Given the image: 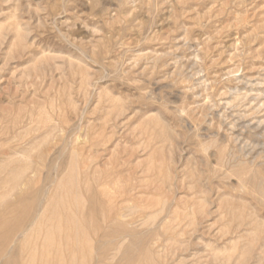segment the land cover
<instances>
[{"label": "rangeland", "instance_id": "1", "mask_svg": "<svg viewBox=\"0 0 264 264\" xmlns=\"http://www.w3.org/2000/svg\"><path fill=\"white\" fill-rule=\"evenodd\" d=\"M26 161L31 216L87 220L50 264H264V0H0V216L34 229L0 264L47 256L51 210L8 209Z\"/></svg>", "mask_w": 264, "mask_h": 264}, {"label": "bare ground", "instance_id": "2", "mask_svg": "<svg viewBox=\"0 0 264 264\" xmlns=\"http://www.w3.org/2000/svg\"><path fill=\"white\" fill-rule=\"evenodd\" d=\"M24 117V116H23ZM37 120V119H36ZM14 122V121H13ZM38 122V121H37ZM13 124V123H12ZM15 127H16V125H15ZM19 128V127H18ZM30 132H32V130H30ZM22 133V132H21ZM38 133V132H37ZM68 133V132H67ZM4 135V134H3ZM18 135V134H17ZM53 135V134H52ZM73 135V134H72ZM76 138V137H75ZM19 140L21 139L20 137L18 138ZM66 139V138H65ZM77 140V139H76ZM2 143H4V142H2ZM2 143H1V145H2ZM70 144V143H69ZM64 145H66V144H64ZM66 147V146H65ZM65 150V149H64ZM72 152H74V151H72ZM59 153V152H58ZM71 153V152H70ZM18 153H14L12 156H16ZM64 154V152L63 153H60V155L58 156V159L60 160V157H61V155H63ZM73 155H75V153H72ZM71 154V155H72ZM77 154V153H76ZM28 154L27 153H23V155H21L22 157H26L25 159L26 160H28V156H27ZM19 158V157H18ZM73 158L74 157H72V160H73ZM7 159V158H6ZM16 160H19V159H16V158H14L13 160H12V157H11V159L10 160H8V162H10V164L12 163V162H14V161H16ZM21 160V159H20ZM75 160V159H74ZM7 161V160H6ZM29 161V160H28ZM28 161H26L25 163V166L23 167V169H18V167H17V169L15 168V166L13 167L12 165V167L13 168H11V170L9 171L8 169L6 170L7 172L6 173H8L7 175H9L10 176V178H11V180H13V181H10L11 183H9V184H11L10 185V192L9 193H11V195L12 196H14V200L10 203V205H9V207H8V209L10 208L11 209V212H17V211H22V210H24V213L25 214H27V217L29 216V221H28V223L31 225V226H34V225H36V224H42V222L44 223V220L45 219H43V213L45 212V209H49V211L51 210V212H52V214H50L51 215V217H46V215H45V217H46V219H48V221H52V219L54 220V223L52 224L53 225V228H50L49 230H46L45 231V233L44 234H40V235H43V237H42V239H43V242L41 243L44 247H43V253H45V254H47V253H49L47 250L49 249V251L50 252H52V250H53V252L57 249V248H55V250L54 249H52L51 247L53 246L54 247V244H56V245H58V244H62V241H65L66 243V245L68 246V249H69V246H71L72 247V249H76V248H78V244L80 245V243L81 242H83L84 241V239H83V236L86 234H84L83 235V233L81 234L80 233V229L82 228V222H85V221H87V220H84L83 218H82V215H81V218L82 219H80V215L78 216L77 214H71L70 216H67L66 214H68L69 212H66L67 210H65V208H64V206H66L67 207V203H66V205H65V203L63 204V198H61V197H56L58 200L56 201V203H55V201L53 202V204H51L49 201L47 202V203H45V205L46 206H44L43 205V207L44 208H42V210L39 208V211H38V209H37V211H38V213H36L35 215H33V216H31L32 214H31V211H32V209H33V205L35 204V202H36V197L35 198H33L32 200H31V198H29L28 199V197L27 196H29V195H32L33 193L35 194L34 196H36V195H39V194H41V195H43V196H45L47 193H48V191H50V187H48V188H45V186L43 187V188H40V189H35L34 187H33V184H34V181H35V179L36 178H38L37 176H38V169L36 170V169H33L32 168V166H31V163L30 162H28ZM17 162V161H16ZM22 162V161H21ZM57 162V161H56ZM72 162V161H71ZM22 163H24V162H22ZM75 163V162H74ZM77 163V162H76ZM14 164V163H13ZM38 164V163H37ZM41 164V163H40ZM78 164V163H77ZM17 166V165H16ZM39 166V165H38ZM74 166V165H73ZM55 167V166H54ZM22 168V167H21ZM57 168V167H56ZM51 169V168H50ZM71 169V168H70ZM74 170H75V167H74ZM76 170H78L77 168H76ZM51 171H52V169H51ZM57 171V170H56ZM48 172V171H47ZM53 172V171H52ZM51 172V173H52ZM72 172H73V170H72ZM26 173H28V174H30V175H28L27 176V174ZM49 174V173H48ZM59 174V173H58ZM73 175V174H72ZM48 176V175H47ZM49 176H51V174L49 175ZM54 176V175H53ZM68 177H70L69 175H67ZM7 177V176H6ZM59 177V176H58ZM61 177V176H60ZM5 178V177H4ZM70 178H73V182L75 181V177L73 176V177H70ZM6 179V178H5ZM48 179H49V177H48ZM60 179H62V178H59V180ZM7 180H10V179H7ZM51 180L53 181V178H51ZM55 180V179H54ZM56 181V180H55ZM55 181H53V182H55ZM67 181H69V180H67ZM72 181V180H71ZM52 182V183H53ZM62 180L61 181H58V183H56L57 185H56V187H55V191H53L54 193H57L58 192V190L59 191H61L60 189L63 187H61V185H62ZM90 182H91V180H90ZM89 182V183H90ZM7 183H8V181H7ZM67 183V182H66ZM87 183V182H86ZM9 184H8V186H9ZM68 184H70V183H68ZM72 184V183H71ZM77 184V183H76ZM67 185V184H66ZM66 185H65V188H66ZM73 185V184H72ZM55 186V185H54ZM101 186V185H100ZM53 187V186H52ZM61 187V188H60ZM64 187L62 188V190L63 189H65ZM89 188V187H88ZM88 188H87V190H88ZM53 190V189H52ZM66 190V189H65ZM75 190V189H74ZM68 191H70L69 189L68 190H66V192H68ZM70 193V192H69ZM49 194V193H48ZM51 195H53V194H51ZM56 195V194H55ZM40 197V196H39ZM53 197H55L54 195H53ZM92 197V196H91ZM45 198V197H44ZM65 198V197H64ZM77 198V197H76ZM78 200V199H77ZM95 200V199H94ZM51 201V200H50ZM65 201H68V204H69V200L68 199H65ZM97 201V200H96ZM49 203H50V205H49ZM94 203V202H93ZM38 204H39V202H38ZM41 204V203H40ZM70 205V204H69ZM75 208H79L80 207V205H79V202L78 203H76L75 202ZM38 206V205H37ZM70 208V207H69ZM68 208V209H69ZM7 210V209H6ZM5 210V211H6ZM63 210H65L64 212H66V213H64L63 214ZM77 210V209H76ZM49 211H48V213H49ZM93 211V210H92ZM72 212V211H71ZM73 212H75V211H73ZM81 212V211H80ZM21 213V212H20ZM23 213V212H22ZM21 213V214H22ZM77 213V212H76ZM10 214H12V213H10ZM14 214V213H13ZM24 214V215H25ZM34 214V213H33ZM79 214V213H78ZM82 214V213H81ZM18 215V214H17ZM17 215L14 217V219H13V217H12V219H10V220H8L7 219V217L5 218L4 216L3 217H1L2 216V214H1V216H0V242H4V241H8V240H11L10 238L11 237H14V239H12V242H13V240L15 241L16 239L18 240V238L19 237H23L22 239H24V243L25 242H28V240H30L31 241V239H27V237L29 236L30 237V230H31V232H32V227L29 229H26V230H18V232H17V234L16 233H14L13 234V230L14 229H16V231H17V229H18V227L21 225V219H19L20 217V215L18 216V219H16L17 218ZM63 215H64V217H63ZM102 215H104V214H102ZM7 216V215H6ZM31 216V217H30ZM48 216V215H47ZM26 217V216H25ZM26 217V218H27ZM44 217V218H45ZM101 220H102V222L104 223V217L103 218H101ZM47 221V220H46ZM45 221V222H46ZM116 224H119L120 223V216L119 215H117L116 214V216L114 217V220H113ZM25 222V221H24ZM89 222V221H88ZM26 223V222H25ZM27 224V223H26ZM26 224H25V226H26ZM28 224V225H29ZM47 224H48V222H47ZM22 225H23V223H22ZM120 225H122V224H120ZM119 225V226H120ZM43 226H44V224H43ZM42 226V227H43ZM46 226H48V225H46ZM89 226V225H88ZM21 227V226H20ZM30 227V226H29ZM85 227V226H84ZM87 228V227H86ZM85 228V229H86ZM91 228V227H90ZM89 228V229H90ZM101 228V227H100ZM99 228V229H100ZM20 229V228H19ZM82 230V229H81ZM15 231V230H14ZM33 231H34V229H33ZM87 231H89V230H87ZM28 233H29V235H28ZM90 234V233H89ZM39 235V234H38ZM39 235V236H40ZM87 235V238H89V235L88 234H86ZM35 237V236H34ZM33 238V237H32ZM56 238H59V241H57L56 240ZM27 240V241H26ZM89 241V240H88ZM11 242V243H12ZM21 242H23V241H21ZM20 242V243H21ZM33 242V241H32ZM59 242V243H58ZM14 243V242H13ZM19 243V244H20ZM39 243V242H38ZM58 243V244H57ZM108 243V245H109V243H111V244H113L112 243V239L111 240H107V241H105L103 244H107ZM63 244H64V242H63ZM118 244V246L114 249V251H116V253L117 252H120V250H121V244H119V243H117ZM33 245V244H32ZM36 245H38V244H36ZM1 246V245H0ZM2 246H4V244H2ZM5 246H7V245H5ZM31 246V245H30ZM29 246V247H30ZM61 246V245H60ZM81 246V245H80ZM9 248H10V246H8ZM82 247V246H81ZM88 247H89V249H91L90 247H92V246H90V244L88 245ZM51 248V249H50ZM60 248V247H59ZM63 248V247H62ZM13 249V248H12ZM24 249V248H23ZM39 249V248H38ZM66 248H64V250H65ZM88 249V250H89ZM2 250V249H1ZM0 250V251H1ZM58 250V252H59V249H57ZM67 250V249H66ZM73 250V251H74ZM77 250V249H76ZM81 250V249H80ZM87 250V249H86ZM3 251V250H2ZM16 251V250H15ZM23 251V250H22ZM32 251V250H31ZM61 251V250H60ZM78 251V250H77ZM76 251V252H77ZM124 251V250H123ZM17 252V251H16ZM20 252V251H19ZM33 252V251H32ZM64 251H62L61 253H60V255L63 253ZM67 252V251H66ZM75 251H74V253H73V255L72 256H76V253ZM91 252H92V250H91ZM23 253V252H22ZM30 253V252H29ZM71 253V254H72ZM4 254V253H3ZM2 254V255H3ZM14 255H15V253H13ZM18 254V253H17ZM40 254V253H39ZM54 254V253H53ZM70 254V253H69ZM70 254V255H71ZM75 254V255H74ZM88 254L89 255H92V254H90L89 252H88ZM129 254V253H128ZM1 255V254H0ZM36 255V254H35ZM50 255V254H49ZM56 255H57V253H56ZM7 256V255H6ZM28 256V255H27ZM41 256V255H40ZM62 256V255H61ZM78 256V255H77ZM87 256V255H86ZM10 257V256H9ZM54 257V256H53ZM84 257H85V255H84ZM87 257H89V256H87ZM87 257H85V259H81V264H89V263H87V260H86V258ZM12 258V257H11ZM39 258V257H38ZM73 258V257H72ZM80 258H83V257H80ZM92 258V257H91ZM90 258V259H91ZM37 259V258H36ZM56 259V258H55ZM55 259H53L54 260V264H63L64 263V259H62V260H60L61 259V257H60V259H57L56 261H55ZM74 259V258H73ZM78 259V258H77ZM93 259V258H92ZM91 259V260H92ZM13 260H15L14 258H13ZM24 260V259H23ZM42 260H43V264H50L51 263V261H50V259L48 258V254H47V256H42ZM91 260H89V262L91 261ZM2 261V260H1ZM6 261H7V259H6ZM10 261H11V259H10ZM17 261V260H16ZM61 261H63V262H61ZM75 261V260H74ZM74 261L72 262V264H76V263H74ZM66 262H69V260L68 261H66ZM66 262H65V264H66ZM92 262V261H91ZM2 263V262H1ZM11 263V262H10ZM14 263H16L17 264V262H14ZM33 263V262H32ZM53 263V262H52ZM4 264H6V262L4 263ZM29 264H31V263H29ZM34 264V263H33ZM68 264V263H67Z\"/></svg>", "mask_w": 264, "mask_h": 264}]
</instances>
